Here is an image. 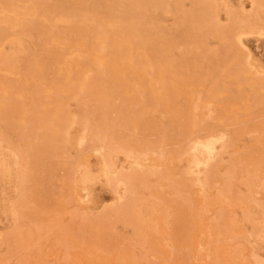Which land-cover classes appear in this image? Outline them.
<instances>
[{
    "label": "rangeland",
    "instance_id": "374dc122",
    "mask_svg": "<svg viewBox=\"0 0 264 264\" xmlns=\"http://www.w3.org/2000/svg\"><path fill=\"white\" fill-rule=\"evenodd\" d=\"M0 264H264V0H0Z\"/></svg>",
    "mask_w": 264,
    "mask_h": 264
}]
</instances>
